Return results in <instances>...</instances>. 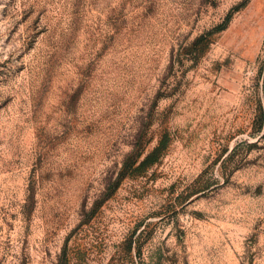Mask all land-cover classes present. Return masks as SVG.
<instances>
[{
    "label": "rangeland",
    "instance_id": "obj_1",
    "mask_svg": "<svg viewBox=\"0 0 264 264\" xmlns=\"http://www.w3.org/2000/svg\"><path fill=\"white\" fill-rule=\"evenodd\" d=\"M0 264H264V0H0Z\"/></svg>",
    "mask_w": 264,
    "mask_h": 264
}]
</instances>
